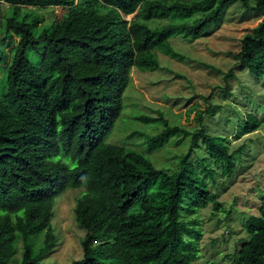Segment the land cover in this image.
Segmentation results:
<instances>
[{
    "label": "trees",
    "instance_id": "1",
    "mask_svg": "<svg viewBox=\"0 0 264 264\" xmlns=\"http://www.w3.org/2000/svg\"><path fill=\"white\" fill-rule=\"evenodd\" d=\"M12 8L6 21L16 34L4 73V104L9 126L0 129V264H10L17 241L21 259L11 264H42L53 248L49 228L54 200L78 189L73 216L85 232L82 258L70 264H109L92 247L96 240L115 238L117 264H192L200 233L184 214L212 204L208 189L215 166L232 177L244 146L230 151L227 139L195 134L164 122L147 141L148 151L176 134L191 136L178 169L167 174L136 150L106 143L122 109V95L133 68H159L158 54L181 58L170 39L189 42L217 26L227 8L239 2L262 20L240 39L237 53L227 55L257 78H264V0H0ZM63 7L67 16L42 25L43 18L19 7ZM81 12L84 21L79 25ZM92 14L89 21L86 17ZM130 21L126 17L131 16ZM43 68L40 98L20 82L32 53ZM232 76V74H229ZM212 112V107L206 109ZM199 115L197 116V120ZM253 114L246 116L238 136L259 130ZM202 145L208 159L191 161ZM238 158V159H237ZM198 161V160H196ZM212 164V165H211ZM46 229L42 247L33 251L31 237ZM247 238L235 253V264H264V200L258 215L244 222Z\"/></svg>",
    "mask_w": 264,
    "mask_h": 264
},
{
    "label": "rangeland",
    "instance_id": "2",
    "mask_svg": "<svg viewBox=\"0 0 264 264\" xmlns=\"http://www.w3.org/2000/svg\"><path fill=\"white\" fill-rule=\"evenodd\" d=\"M252 1V0H251ZM32 11L43 18L42 25L63 20L68 10L63 7H19L21 15ZM12 8L0 2V129L9 126L8 107L4 104V73L9 64L17 37L8 32L6 21ZM86 13L81 12L79 25ZM86 21L93 18L87 15ZM131 16L126 17L130 21ZM261 17L245 10L237 2L230 5L221 22L193 42L181 37L170 39L181 58L172 59L158 54L159 68L141 72L135 68L122 95V109L106 143L136 150L147 156L155 168L171 174L178 169L179 158L191 143V136L176 134L159 148L148 151L147 141L163 130L164 122L195 134L203 128L209 135L227 139L230 151L244 146L232 177L227 178L212 164L214 178L207 179L208 189L217 196L219 210L212 204L184 214L185 221H195L199 238L191 235L196 259L192 264H235V253L247 238L244 222L257 216L264 200V78L253 76L227 54L237 53L240 39L260 21ZM37 52L32 53L29 65L21 69L20 82L33 96L40 98L43 68ZM232 74V76H229ZM212 107V112L206 109ZM253 114L260 122L259 130L238 136L246 116ZM199 119L197 120V116ZM208 159L200 145L191 156L195 168L202 174L199 160ZM198 160V161H196ZM79 190H68L54 200L49 228L54 234V246L42 264H70L82 258L81 241L85 232L75 223L73 208ZM46 229L31 237L33 251L42 247ZM92 247L109 264H117L118 243L111 237L96 240ZM19 239L11 263L21 259Z\"/></svg>",
    "mask_w": 264,
    "mask_h": 264
}]
</instances>
